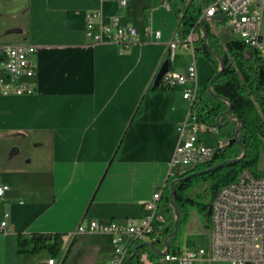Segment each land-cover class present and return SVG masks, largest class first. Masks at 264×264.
<instances>
[{
  "label": "crops",
  "instance_id": "0c3cea01",
  "mask_svg": "<svg viewBox=\"0 0 264 264\" xmlns=\"http://www.w3.org/2000/svg\"><path fill=\"white\" fill-rule=\"evenodd\" d=\"M150 4L158 0H129L124 9L117 0H0L7 44L38 48L36 93L0 96V184L10 186L0 201V223L9 214L0 264H46L50 257L108 264L111 237L76 235L79 224L139 220L143 204L164 190L188 102L183 86L153 87L176 30L174 23L162 29L158 40L142 12ZM168 9L159 11L169 16ZM93 12L136 27L140 42L124 54L113 43L93 44L85 34ZM207 21L217 33V20ZM170 69L186 72L172 61ZM56 212L57 228L44 219ZM33 234L59 235L60 252L20 254L17 236Z\"/></svg>",
  "mask_w": 264,
  "mask_h": 264
},
{
  "label": "built area",
  "instance_id": "2783aa9c",
  "mask_svg": "<svg viewBox=\"0 0 264 264\" xmlns=\"http://www.w3.org/2000/svg\"><path fill=\"white\" fill-rule=\"evenodd\" d=\"M121 9L129 6V0H117ZM169 8L168 0H164ZM221 14L222 22L230 32L239 36L246 46L257 52L261 71L264 73V0H212L204 9L199 23L214 19ZM149 32V31H147ZM85 34L93 44L113 43L124 54L132 45L140 42L136 27L123 25L118 17L105 22L101 12L88 13L85 20ZM157 39L161 32L155 33ZM193 33L186 39L176 31L168 44L170 58L176 51L186 49L194 54ZM38 48L29 44L0 45V96H25L36 93V56ZM172 61V60H171ZM167 88L185 87L183 97L191 103L186 122L179 127L180 141L171 161L170 172L181 177L189 169L212 162L215 147L206 145L199 139L200 126L194 118V104L198 98L197 68L190 65L185 73L169 71L162 79ZM216 130V128H211ZM10 190V186L0 184V201ZM162 193L143 204L144 215L139 220L126 219L109 222L92 221L88 225L79 224L76 235H107L111 237L113 254L108 264H126L129 249L125 244L149 242L161 239L162 230L167 225L166 217L160 212ZM212 247L208 254L203 248H191L179 253L166 252L154 262L148 253L141 254L144 264H211L224 261L230 264H264V177H258L244 170L233 183L221 188L211 202ZM9 214L0 223V234L9 230ZM75 236V235H73ZM68 236V238H73ZM163 252L166 251L164 248ZM46 264H67L55 257Z\"/></svg>",
  "mask_w": 264,
  "mask_h": 264
},
{
  "label": "trees",
  "instance_id": "16d2710c",
  "mask_svg": "<svg viewBox=\"0 0 264 264\" xmlns=\"http://www.w3.org/2000/svg\"><path fill=\"white\" fill-rule=\"evenodd\" d=\"M169 1L179 4L184 0ZM199 2L200 0H190L186 3L177 31L181 30L184 39L191 33L199 32V37L194 41V54L195 56L198 53L203 54L216 69V74L208 79L207 85L198 90V98L194 107L198 111L197 122L210 128H216L218 134L223 139H227L228 143L215 147L212 162L189 169L181 177L171 178V175L169 176L160 203V212L167 220V225L161 233V239L151 246L133 242L129 248V257L137 247L138 250L131 258L130 264L139 262L144 252L148 253L152 261L157 262L162 256L161 251L165 248V238L173 234L175 230V223L178 225V233L168 240L169 252L174 254L181 252L177 236L187 222L191 206L196 207L197 212L204 217L208 226L211 225V203L201 204L187 196L195 180L210 181L212 197H214L221 188L236 181L244 170H249L258 177H264L258 171L259 153L264 144V73L261 71L258 54L240 40L221 43L218 34L207 20L201 26L199 20L204 8L199 5ZM221 23L222 21H216V24ZM165 61H169L170 68L169 51L165 56ZM222 63L223 68L220 71ZM153 87L166 88L162 81L159 86L153 85ZM213 167L217 168L201 173ZM191 174L196 175L189 180L176 182L172 194L170 183ZM16 246L18 252L24 255L38 253L57 255L60 252L61 240L59 235H18Z\"/></svg>",
  "mask_w": 264,
  "mask_h": 264
},
{
  "label": "rangeland",
  "instance_id": "374dc122",
  "mask_svg": "<svg viewBox=\"0 0 264 264\" xmlns=\"http://www.w3.org/2000/svg\"><path fill=\"white\" fill-rule=\"evenodd\" d=\"M189 1L190 0H184L179 4L169 1L168 4L170 6V9H168L164 3V0H158V4L155 7H153L150 4L149 8H145V9L143 8L142 12L144 13L145 16L144 18L148 20V26L153 31L159 30L163 32V30L166 27L173 25V23L175 24L174 31L175 30L177 31L181 14L186 6V3ZM200 3L203 4V7L206 6L204 0H200ZM155 8L157 9L156 11L158 12L154 14L153 17H151ZM159 9H162L163 11L165 9H168L170 11V15L168 16L166 13L164 14L160 12ZM145 13H147V15H145ZM215 29L217 31V34L219 36L218 38L221 43H225L227 40H240L239 36L230 32V30L226 26H224V24H220ZM178 32L181 33V30ZM262 33L264 34V18L262 23ZM9 42H10V38L8 36L4 35V33L0 34V43L7 44ZM195 57L196 59L194 60L192 51L187 52L184 49L181 50L179 48L171 60L172 62L175 63L176 66L184 67L186 69L190 65L195 63L197 68V85L199 89H202L207 85L208 79L216 74V69L214 65L203 54L198 53ZM187 102H188V114H189L191 103L189 101ZM194 113H195L194 118H197L198 117L197 109H194ZM200 126H202V124H200ZM204 129H205L204 131L200 130L198 134L201 137V139L205 142V144L215 147L218 146L222 141H225V139H223L218 134V132H216L215 130H210V127L206 126V128L204 127ZM12 144L13 146H17V148H19L18 146L20 142L19 140H16V141H12ZM30 153L31 151L24 153V155H30ZM258 171L264 175V144L259 153ZM174 176L175 174L172 173L171 178H176ZM187 196L193 200H196V202L198 203L210 204L213 199L211 182L204 180H195L192 183L187 193ZM59 217L62 218V216L56 212V215L50 218H47L45 216L44 219L45 221L47 220L50 223H52L53 226L57 228L61 223ZM68 217L72 218L73 216L69 215ZM60 234H66V233L62 232ZM177 243L179 244L182 250H187L191 248H203L205 249L206 254H208L211 250L212 234H211L210 226H208L204 217L197 212L195 206H191L189 208L187 222L185 223L184 228L182 229L180 234L177 236ZM142 262L143 261L139 260V262L137 261L134 262L133 264H144ZM211 264H230V263L224 261H214Z\"/></svg>",
  "mask_w": 264,
  "mask_h": 264
},
{
  "label": "water",
  "instance_id": "95a60500",
  "mask_svg": "<svg viewBox=\"0 0 264 264\" xmlns=\"http://www.w3.org/2000/svg\"><path fill=\"white\" fill-rule=\"evenodd\" d=\"M214 19L217 20V21H222V20H223V16H222L221 14H219V15L216 16ZM204 21H205V20H204ZM204 21L201 22V26H203ZM221 66H222V67H221L220 71H221L222 68H223V63L221 64ZM168 71H169V61H165V62L162 64V66H161V68H160V70H159V72H158V74H157V76H156V79H155V82H154V86H156V87L159 86V84H160V82L162 81L164 75H165ZM209 89L211 90V85L209 86ZM245 152H246V151H245ZM244 155H245V153H244ZM216 168H217V167H213V168H210V169H208V170H203V171H201V173H205V172H208V171H212V170H214V169H216ZM195 175H196V174H191V175L187 176L186 178L176 179V180L172 181V182L170 183V189L172 190V194H173V188H174V185L176 184V182H178V181H180V180H183V181L189 180V179L193 178ZM177 233H178V225H177V223H175V230H174L173 234L167 236V237L165 238V240H164V245H165V249H166V251H165V252L161 251V255H164L166 252L169 251L168 240H169L172 236H176ZM144 244L149 245V246L152 245V244L149 243V242H144ZM137 250H138V247L134 250V253L132 254V256L129 257V258L126 260V264H130V260H131V258L136 254Z\"/></svg>",
  "mask_w": 264,
  "mask_h": 264
}]
</instances>
